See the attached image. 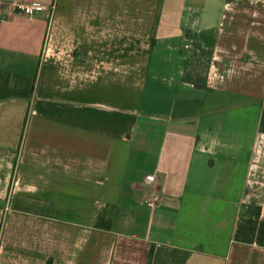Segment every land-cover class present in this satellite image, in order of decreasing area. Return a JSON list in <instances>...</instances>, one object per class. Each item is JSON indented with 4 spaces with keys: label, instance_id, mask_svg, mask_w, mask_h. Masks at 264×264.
<instances>
[{
    "label": "crops",
    "instance_id": "crops-1",
    "mask_svg": "<svg viewBox=\"0 0 264 264\" xmlns=\"http://www.w3.org/2000/svg\"><path fill=\"white\" fill-rule=\"evenodd\" d=\"M0 264H264V0H0Z\"/></svg>",
    "mask_w": 264,
    "mask_h": 264
},
{
    "label": "trees",
    "instance_id": "trees-1",
    "mask_svg": "<svg viewBox=\"0 0 264 264\" xmlns=\"http://www.w3.org/2000/svg\"><path fill=\"white\" fill-rule=\"evenodd\" d=\"M210 58L211 53L193 41L191 51L184 62L183 82L190 83L197 89H205Z\"/></svg>",
    "mask_w": 264,
    "mask_h": 264
},
{
    "label": "built area",
    "instance_id": "built-area-1",
    "mask_svg": "<svg viewBox=\"0 0 264 264\" xmlns=\"http://www.w3.org/2000/svg\"><path fill=\"white\" fill-rule=\"evenodd\" d=\"M9 5V10H18L22 13L23 16H30L34 10H42L44 7H41L39 5H28L25 6L23 4H19L17 2H11L8 4ZM188 46H185V49H187ZM156 180L155 175H146L142 177V183L145 186L150 187L152 184H154ZM158 197L154 194L151 195L150 201L148 202V206L153 207L155 203L157 202Z\"/></svg>",
    "mask_w": 264,
    "mask_h": 264
}]
</instances>
